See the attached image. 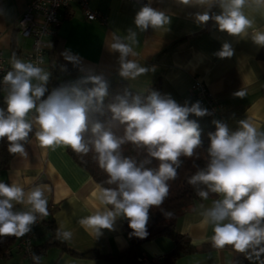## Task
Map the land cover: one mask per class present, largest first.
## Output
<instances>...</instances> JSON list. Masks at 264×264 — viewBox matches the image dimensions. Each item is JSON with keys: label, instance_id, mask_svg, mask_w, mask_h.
Listing matches in <instances>:
<instances>
[{"label": "clouds", "instance_id": "1", "mask_svg": "<svg viewBox=\"0 0 264 264\" xmlns=\"http://www.w3.org/2000/svg\"><path fill=\"white\" fill-rule=\"evenodd\" d=\"M176 2L205 9L194 14L197 26L211 21L218 31L250 38L258 48H264V31L253 30L249 35L253 20L244 12L250 2L264 6V0ZM171 21L169 14L152 7V0H148L135 13V27L113 37L110 49L119 53L121 78L135 80L151 70L130 59L137 55L134 46L139 44L140 33L149 28L168 30ZM61 55L74 66L81 63L71 50ZM214 55L231 58L234 48L225 41ZM10 64L11 70L2 77L7 86L5 107H0V141H7L8 152L27 156L26 145L35 128V139L43 148L66 147L82 157L94 153L95 162L106 173L105 184L110 187H99L94 193L97 210L81 217L79 224L98 238L103 229L114 230L122 218L127 220L131 236L147 237L149 212L160 208L168 197L169 181L177 178L181 158H191L203 147L200 124L190 116L202 118L210 115L209 110L198 100L181 105L155 90L147 95L125 90L107 106L111 120L123 126V135L117 136L99 120H90L93 112L104 114L110 84L102 75L81 76L49 92V73L38 63L13 54ZM235 96L244 98L246 92L240 90ZM212 123L215 131L208 133L207 162L187 182L202 200H208L210 194L217 197L201 213L212 228V246H230L249 264H264V131L247 119L239 120L235 131L219 120ZM127 143L145 150V159L137 162L123 155L120 149ZM153 161L158 162L156 167L150 166ZM18 205L25 207L18 209ZM163 214L166 218L174 215L170 211ZM48 215V200L40 186L26 191L15 182L0 181V237H24L38 219ZM72 238L71 231L57 229V240L67 242ZM40 260V256L32 255L33 264H40Z\"/></svg>", "mask_w": 264, "mask_h": 264}, {"label": "crops", "instance_id": "2", "mask_svg": "<svg viewBox=\"0 0 264 264\" xmlns=\"http://www.w3.org/2000/svg\"><path fill=\"white\" fill-rule=\"evenodd\" d=\"M29 1L0 0V50L6 57L15 54L22 58L31 49L32 39L21 36L16 28L17 19ZM146 3L148 0H89V7L104 15V21L88 20L76 2H70L63 8L57 32V53L63 57L62 52L71 50L78 54L81 63L77 66L70 63L76 74L58 73L56 87L89 74L102 75L109 84L123 81L137 90H145L159 81L160 93L170 95L183 105L186 101L196 102L189 95V90L197 78L213 95L216 108L212 115L202 118L190 116V119H197L200 126L219 120L232 131L237 129L239 120L247 119L258 130L264 131V58L259 56L262 48H258L250 38L231 37L218 31L211 21L206 26H197L194 14L203 12L205 9L202 7L178 4L176 0H152V7L172 17L171 24L168 30L167 27L155 31L149 28L140 33L139 44L134 46L137 55L130 57L151 70L135 80H125L118 75L119 53L111 51V41L115 35L135 27V13ZM212 11L219 10L213 8ZM244 12L253 20L249 35L253 30L264 31V6L250 2ZM225 41L233 46L234 55L220 59L214 53ZM48 53L50 51L45 54L42 67L50 76ZM240 90L246 92L244 98L235 96ZM34 132L26 145L28 155H14L2 171L1 179L8 184L15 182L26 191L40 186L48 207L53 208L56 229L73 233L70 241L48 247L40 255V264H131L139 254L164 255L170 249L171 240L159 236L141 243L134 253L124 254L129 241L125 235V219L122 218L117 220L114 230L103 229L98 238L90 229L82 227L78 222L80 218L93 214L98 208L94 193L101 186L70 157L68 148H43L35 139ZM216 198L215 194H210L206 201L200 197L195 199L176 220L177 231L187 235L196 246H212V228L204 222L201 213ZM24 207L17 206L18 209ZM34 231L32 241L35 245L42 244L49 237V230L43 224L37 225ZM16 244H12L0 264L28 263ZM62 247L89 254H71ZM236 254L230 246L223 249L212 246L206 251L181 255L176 264H232Z\"/></svg>", "mask_w": 264, "mask_h": 264}, {"label": "trees", "instance_id": "3", "mask_svg": "<svg viewBox=\"0 0 264 264\" xmlns=\"http://www.w3.org/2000/svg\"><path fill=\"white\" fill-rule=\"evenodd\" d=\"M61 21V19H60ZM58 32V30H57ZM57 32L50 40V48L46 51L50 53L48 56V64L50 68V79L48 81L47 87L49 92L56 87L57 81L56 77L58 73H75L76 69L72 64L65 61L63 57L57 53L58 46V34ZM45 53V54H46ZM259 56L264 58V48L259 52ZM90 86V85H89ZM125 90L131 91L133 94L142 93L147 95L148 91H158L160 93V83L155 81L150 87L145 90H137L132 88L126 82L123 81H114L110 84L109 95L104 100V114L100 115L99 113H91L90 120L95 121L99 120L105 124V127L110 128L117 136L123 135V126L116 121L111 120V113L107 110V106L115 102V97L118 94H123ZM48 93H46L47 95ZM3 97H0V107H5L3 103ZM202 129L201 139L203 141V147L197 149L196 154L191 158H181L182 164L178 169L177 178L173 181H169L170 191L168 197L165 199L164 203L160 208H153L149 212V222L147 225L148 235L147 237L141 239L135 236H131L130 233L132 230L128 226L127 220L124 221L125 225V235L129 241V247L127 248L124 254L134 253L136 248L143 242L154 239L159 236L168 237L172 245L170 249L164 254V259L159 264H176V261L179 256L184 254H191L206 251L211 249V245H202L196 246L191 243L190 238L177 231L176 229V220L182 214V212L197 198L195 189L193 186L188 184V178L193 175L200 167L205 166L207 162V153L206 148L208 146V133L215 131V125L213 123L200 126ZM31 135V134H30ZM121 153L126 156H130L133 159L140 162L145 159L146 152L143 149L136 148V146L127 143L121 146ZM68 154L70 157L84 170H86L93 180L98 183L100 186L110 187L105 184L107 179L106 173L101 170L94 159V153H89L87 156L82 157L81 155L73 152L68 148ZM14 155L10 154L7 150V141H0V181L5 182L1 179V173L8 166L10 159ZM158 164L157 161H153L151 167H156ZM52 207H48L49 215L44 217L41 221L35 224L34 230L39 224L45 225L49 230V237L42 244L33 245V254L40 256L48 247L52 244H60L61 241L56 239V227L54 220L52 218ZM172 212L174 215L171 218H166L163 212ZM20 238L14 236L0 237V260L5 256L6 252L9 251L12 244L15 242L18 243ZM64 251H68L71 254L78 255H87L89 252L77 253L66 247H62ZM123 254V255H124ZM94 255V254H93ZM121 255V254H120ZM119 255V256H120ZM118 256V257H119ZM232 264H249L244 256L240 253H237L233 259Z\"/></svg>", "mask_w": 264, "mask_h": 264}, {"label": "built area", "instance_id": "4", "mask_svg": "<svg viewBox=\"0 0 264 264\" xmlns=\"http://www.w3.org/2000/svg\"><path fill=\"white\" fill-rule=\"evenodd\" d=\"M89 0H30L25 10L20 14L16 22V28L21 36L32 39L31 49L26 52L22 59L38 63L42 67L46 51L50 48V40L57 32L60 25V11L70 2H76L88 20L99 19L104 21L105 17L99 11L93 10L88 5ZM141 2L142 0H134ZM11 57H6L0 50V97L6 94L7 86L2 83V77L11 70ZM42 61V63H40ZM189 95L200 101L212 115L215 112L216 103L213 95L205 83L195 78L189 90ZM43 218L38 219L37 223ZM34 226L24 237H21L16 248L28 261L33 264L32 240L35 236ZM164 255L139 254L131 264H159Z\"/></svg>", "mask_w": 264, "mask_h": 264}]
</instances>
